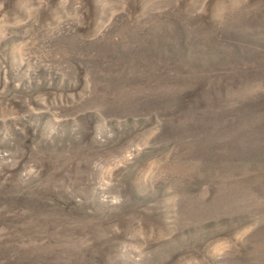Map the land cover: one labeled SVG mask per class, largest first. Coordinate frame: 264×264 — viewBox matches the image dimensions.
<instances>
[{"label":"rangeland","instance_id":"1","mask_svg":"<svg viewBox=\"0 0 264 264\" xmlns=\"http://www.w3.org/2000/svg\"><path fill=\"white\" fill-rule=\"evenodd\" d=\"M0 264H264V0H0Z\"/></svg>","mask_w":264,"mask_h":264}]
</instances>
